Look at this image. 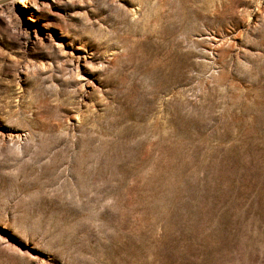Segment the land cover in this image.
<instances>
[{"label":"rangeland","instance_id":"rangeland-1","mask_svg":"<svg viewBox=\"0 0 264 264\" xmlns=\"http://www.w3.org/2000/svg\"><path fill=\"white\" fill-rule=\"evenodd\" d=\"M20 3L0 264H264V0Z\"/></svg>","mask_w":264,"mask_h":264},{"label":"bare ground","instance_id":"bare-ground-1","mask_svg":"<svg viewBox=\"0 0 264 264\" xmlns=\"http://www.w3.org/2000/svg\"><path fill=\"white\" fill-rule=\"evenodd\" d=\"M18 2H21L20 4H22V3H25V0H18ZM27 3H28V1H27Z\"/></svg>","mask_w":264,"mask_h":264}]
</instances>
